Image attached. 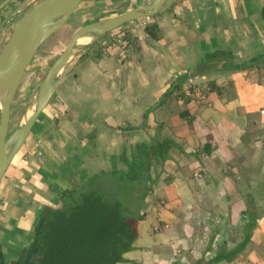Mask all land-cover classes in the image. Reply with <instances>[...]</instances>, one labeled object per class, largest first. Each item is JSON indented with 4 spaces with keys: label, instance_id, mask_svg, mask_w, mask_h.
I'll return each mask as SVG.
<instances>
[{
    "label": "crops",
    "instance_id": "0c3cea01",
    "mask_svg": "<svg viewBox=\"0 0 264 264\" xmlns=\"http://www.w3.org/2000/svg\"><path fill=\"white\" fill-rule=\"evenodd\" d=\"M23 1L0 0V51ZM113 1L83 0L80 26L146 0ZM164 6L126 44L80 55L76 82L59 78L60 121L47 105L28 135L40 159L14 158L0 183V264H28L38 220L71 177L110 188L97 178L136 180L137 165L151 190L118 264H264V0ZM188 82L210 87L206 103L183 96ZM163 140L168 158L148 171L147 150Z\"/></svg>",
    "mask_w": 264,
    "mask_h": 264
},
{
    "label": "trees",
    "instance_id": "16d2710c",
    "mask_svg": "<svg viewBox=\"0 0 264 264\" xmlns=\"http://www.w3.org/2000/svg\"><path fill=\"white\" fill-rule=\"evenodd\" d=\"M145 30L152 38L160 37L155 25H147ZM171 146L169 140L153 142L144 167L148 166L149 171L153 163L162 164ZM137 166L136 180L97 178L110 183V188L79 186L71 177L72 191L61 206L44 210L38 220L29 253L33 255L32 264L120 263L123 254L132 248L137 222L144 217V200L151 190V177L143 183L141 166ZM224 256L218 254L214 260Z\"/></svg>",
    "mask_w": 264,
    "mask_h": 264
},
{
    "label": "water",
    "instance_id": "95a60500",
    "mask_svg": "<svg viewBox=\"0 0 264 264\" xmlns=\"http://www.w3.org/2000/svg\"><path fill=\"white\" fill-rule=\"evenodd\" d=\"M32 1L34 0H24L16 13L20 16ZM82 1H40L19 18L0 51V183L39 115L53 97L60 73L73 53L89 49L107 33L128 22L154 16L164 9L166 2V0H146L120 15L78 27L39 83L31 114L8 135L11 104L26 69L40 46L69 20ZM3 27L4 24L1 25V28ZM83 37L91 38V41L78 47L77 40ZM32 262L33 255L29 256L28 264Z\"/></svg>",
    "mask_w": 264,
    "mask_h": 264
},
{
    "label": "rangeland",
    "instance_id": "374dc122",
    "mask_svg": "<svg viewBox=\"0 0 264 264\" xmlns=\"http://www.w3.org/2000/svg\"><path fill=\"white\" fill-rule=\"evenodd\" d=\"M40 1L42 0H34L30 2L28 6L25 8L24 12L20 14V16L12 20L10 24L11 27H9L5 37L2 40L3 44L7 41L10 33L12 32L13 27L15 26L19 18H21L23 14H25L28 10H30ZM120 1L121 0H114L113 4L119 3ZM127 1L130 2L131 0H127ZM140 1L141 0H137L135 4L139 3ZM103 9H106V7H104ZM121 9H117V8L112 9L110 10V15L106 14L102 18H106L108 16H112V17L117 16L127 11ZM98 10H102V7H99ZM82 14H83L82 10L79 7L70 16L69 20L58 31H56L53 35H51L47 39V41L44 42L36 52L33 60L31 61V63L29 64L28 68L26 69L23 75V78L20 82V85L12 101L10 108L8 135H10L23 122V119L26 116L27 112L30 109H32L35 102L36 91L39 83L42 81L49 67L53 64L57 56L63 51V49L67 45L72 33L82 24L80 21ZM138 20L133 21V23L128 22L120 26L119 28L107 33L105 36L97 40L89 49L79 50L74 52L72 57L68 61L66 67H64V69L60 73L59 76L60 80L63 76L65 75L67 76L68 74H70V76L72 75L74 77V82L77 81L78 74H80V67H78V69L75 70L73 66H74V62H76L77 60L80 61V55L82 57L84 56V54H87L88 52L91 53L93 57L96 56L98 58L100 55H105L104 53L108 52V49L110 48L109 44L110 45L113 44L111 45V47H114V43H116L115 45L121 44V42L126 44V42L130 40V36L133 33V31L137 27L144 26L145 22H147L146 21L147 19H138ZM72 76L70 77V79H65V83L73 82ZM59 95H60V91L58 89V92L51 99L46 109V112H48V114L52 116V121L56 123L57 121H60L59 117H61V111H62V107L59 105V100H60ZM42 120L43 119L39 117L37 119V123L38 124L42 123ZM56 123L53 126H56ZM29 145H30V139L29 137H27L25 143L21 147V150L14 157L15 159L13 161V164L17 163L19 159L22 161H30L31 159L37 161L40 159L39 154L34 150H32V148Z\"/></svg>",
    "mask_w": 264,
    "mask_h": 264
},
{
    "label": "built area",
    "instance_id": "2783aa9c",
    "mask_svg": "<svg viewBox=\"0 0 264 264\" xmlns=\"http://www.w3.org/2000/svg\"><path fill=\"white\" fill-rule=\"evenodd\" d=\"M116 43H114L115 45ZM113 45V44H111ZM109 44V47H111ZM210 91V87L206 84H198L193 82H188L185 86V89L183 91V96L187 98H192L198 103H206L207 102V94ZM165 206L164 200H159L158 207L159 209H163ZM166 227V226H165ZM155 231H160V226H154Z\"/></svg>",
    "mask_w": 264,
    "mask_h": 264
},
{
    "label": "bare ground",
    "instance_id": "6f19581e",
    "mask_svg": "<svg viewBox=\"0 0 264 264\" xmlns=\"http://www.w3.org/2000/svg\"><path fill=\"white\" fill-rule=\"evenodd\" d=\"M107 18H110V17H107ZM102 19H105V18H102ZM102 19H99V20H102ZM90 41H91V38L83 37V38H80V39L77 40L76 45H77L78 47H80V46L86 45V44L89 43ZM31 112H32V109H30V110L27 112V114H26V116L24 117L23 121H24V120H25V119L31 114Z\"/></svg>",
    "mask_w": 264,
    "mask_h": 264
}]
</instances>
